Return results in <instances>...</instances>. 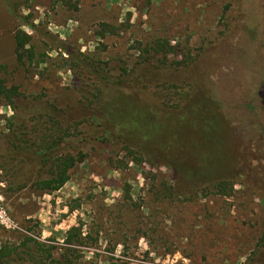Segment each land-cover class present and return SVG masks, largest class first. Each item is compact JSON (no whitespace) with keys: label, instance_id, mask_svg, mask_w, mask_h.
<instances>
[{"label":"rangeland","instance_id":"rangeland-1","mask_svg":"<svg viewBox=\"0 0 264 264\" xmlns=\"http://www.w3.org/2000/svg\"><path fill=\"white\" fill-rule=\"evenodd\" d=\"M1 88L0 254L264 264V0H0Z\"/></svg>","mask_w":264,"mask_h":264},{"label":"trees","instance_id":"trees-1","mask_svg":"<svg viewBox=\"0 0 264 264\" xmlns=\"http://www.w3.org/2000/svg\"><path fill=\"white\" fill-rule=\"evenodd\" d=\"M31 28L35 29V27H33V26ZM15 41H16L18 50H20V51L22 50L23 51L31 43L32 37L27 35L26 33L18 32L17 35H16V40ZM25 55L28 56L30 61L34 60L32 52L25 51L22 55L20 54V57L24 58ZM0 94L2 96H6L7 93H6L5 89L1 88L0 89ZM109 110H111V111H109ZM109 110L108 111L113 116H115L114 120L115 121H120L121 114H122L123 110L120 109L119 103L113 104L111 109H109ZM144 130L145 129L142 128L141 133ZM20 137L22 138V134H20ZM53 137H55V136L53 135ZM53 137H52V139H53ZM21 138L15 136L14 142L16 144H19L18 142H20L22 140ZM62 138H64V137L62 136ZM141 139L143 141L147 140L146 136H143V135L141 136ZM165 147H169L168 150H170L173 146L172 145H167ZM76 162H77L76 159L72 158L71 156H66L64 158L62 156V157L58 158L56 161L53 160L50 164L46 163V166H48V165L50 166L49 171L52 174V178L44 180L43 182H38V184L42 186L41 188L43 190H50V191H58V190H60L69 181L68 172L72 168H74V166L76 165ZM183 177L186 178L185 173H184ZM9 184L11 185V183H9ZM195 184H198V181H196ZM79 231L80 230L78 228L72 229V231L68 235L69 237L67 238L68 239L67 240V244L73 245V244L77 243L75 238L79 239L80 236H79V234L77 236V235H74L73 233H79ZM21 246H22V248L20 247L21 249L20 248H14L13 250L11 249L7 253L0 254V264H18L19 260L20 261L22 260L21 255H25L26 257L31 258L32 261H35V259H34V258H36L35 251L37 253L41 252V253L46 254L49 259L53 258L52 257V250L53 249H50V251L44 250L45 246H43V245H41V244L31 240V239H29L27 242H25ZM20 250L22 252H19ZM15 254L18 256V260H15L13 258V256ZM53 262H54L53 264H71V261H69V258H67L65 260V262L64 261H55V260H53Z\"/></svg>","mask_w":264,"mask_h":264},{"label":"built area","instance_id":"built-area-1","mask_svg":"<svg viewBox=\"0 0 264 264\" xmlns=\"http://www.w3.org/2000/svg\"><path fill=\"white\" fill-rule=\"evenodd\" d=\"M0 225L7 228H12L13 223L11 222L7 211L0 204Z\"/></svg>","mask_w":264,"mask_h":264}]
</instances>
